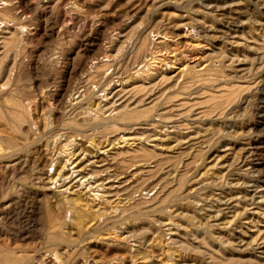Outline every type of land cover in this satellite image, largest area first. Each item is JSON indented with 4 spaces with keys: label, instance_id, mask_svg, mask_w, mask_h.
<instances>
[{
    "label": "rangeland",
    "instance_id": "374dc122",
    "mask_svg": "<svg viewBox=\"0 0 264 264\" xmlns=\"http://www.w3.org/2000/svg\"><path fill=\"white\" fill-rule=\"evenodd\" d=\"M132 263L264 264V0H0V264Z\"/></svg>",
    "mask_w": 264,
    "mask_h": 264
},
{
    "label": "bare ground",
    "instance_id": "6f19581e",
    "mask_svg": "<svg viewBox=\"0 0 264 264\" xmlns=\"http://www.w3.org/2000/svg\"><path fill=\"white\" fill-rule=\"evenodd\" d=\"M186 68V67H185ZM184 68V69H185ZM181 71V70H180ZM180 73V72H179ZM181 73H183V72H181ZM184 74V73H183ZM8 82V81H7ZM8 84V83H7ZM5 85H6V83H5ZM2 87V86H1ZM2 89V88H1ZM98 106L99 105H97V108H98ZM32 107V106H31ZM28 108H30L29 106H28ZM32 109V108H31ZM30 109V110H31ZM37 109V108H36ZM93 109V108H92ZM99 109H101L100 108V106H99ZM33 111H35V110H33ZM94 111V110H93ZM33 113V112H32ZM18 114V113H17ZM27 114V113H26ZM14 115H16V113L14 114ZM89 115L90 114H88V117H89ZM25 116V115H24ZM23 116V117H24ZM94 116V115H93ZM97 116V115H96ZM16 117V116H15ZM19 118V117H18ZM84 118V117H83ZM83 118L81 119V120H83ZM86 118V117H85ZM90 119V118H89ZM19 121V120H18ZM84 121V120H83ZM87 121V120H86ZM85 121V122H86ZM34 122V121H33ZM89 122V121H88ZM29 124H31L30 122H29ZM49 124V123H48ZM91 124V123H90ZM6 125H8V124H6ZM27 126H28V123H27ZM31 126V125H30ZM31 128V127H30ZM29 128V129H30ZM32 129V128H31ZM34 130H36V128H34ZM32 132H34V131H32ZM30 133H31V130H30ZM37 133V132H36ZM33 134V133H32ZM96 137V136H95ZM19 140V139H18ZM36 140V139H35ZM98 140V139H97ZM22 141V140H21ZM119 141H121V140H119ZM124 140L122 139V142H123ZM13 142V141H12ZM24 142V141H23ZM97 142V141H96ZM19 143V142H18ZM25 143V142H24ZM28 143V142H27ZM103 143V142H102ZM125 143V142H124ZM105 144V143H104ZM126 144V143H125ZM24 145V144H23ZM12 146V145H11ZM17 146V145H16ZM12 148V147H11ZM91 148L93 149V150H95L94 152H97L98 154L97 155H99V153L100 154H106L105 152H102L103 150H104V148L105 147H103V144H91ZM26 150V149H25ZM3 151V150H2ZM1 151V152H2ZM90 151H92V150H90ZM93 152V153H94ZM92 153V152H91ZM108 153V152H107ZM5 154V153H4ZM58 155V154H57ZM60 155V154H59ZM74 155V154H73ZM76 155V154H75ZM3 156V155H2ZM78 156V155H77ZM77 156H71L70 158H68V160L64 163V165L62 166V168L59 170V171H57L56 173H55V171H54V168H51L52 170L50 171V175H49V177H48V179H47V183H48V186H49V188H50V190L52 189V190H55V192L56 191H58L57 192V195L59 196V198L60 199H65L64 201H66L68 198H67V194L68 193H70L69 192V190H70V186H72V182H71V180H72V178L73 177H75L76 175L78 176V173H76L75 171H73V169H74V167L76 166V163H74V159H76V157ZM5 157V156H4ZM8 157V156H7ZM61 157V156H60ZM58 158H59V156H58ZM57 159V158H56ZM6 160V159H5ZM58 160V159H57ZM57 163V162H56ZM60 163V162H59ZM59 165V164H58ZM69 166H71V167H69ZM52 167V166H51ZM53 167H54V164H53ZM66 171H68L69 173V175L68 176H66ZM47 172V171H46ZM79 173L81 172V170H79L78 171ZM42 179V178H41ZM42 181V180H41ZM81 181V180H80ZM78 181L77 182V180L74 182V183H78L79 184V186H82L83 187V185H84V180L83 181ZM43 182V181H42ZM46 182V181H45ZM44 182V183H45ZM71 183L69 186L67 185V187H66V184H68V183ZM88 182V181H87ZM86 183V182H85ZM89 184V183H88ZM81 187V188H82ZM46 190H48V189H46ZM52 193V192H51ZM54 193V192H53ZM75 193V192H74ZM81 193V192H80ZM71 194H73V193H71ZM79 193H77L76 195H78ZM76 195H74V196H76ZM80 195V194H79ZM68 196H70V195H68ZM73 196V195H72ZM78 197V196H77ZM56 198V197H55ZM70 198V197H69ZM70 199H73V198H70ZM76 199V198H75ZM96 199V198H95ZM55 201H56V199H55ZM58 201V200H57ZM64 201H63V203H64ZM69 201V200H68ZM71 201V203L73 204V205H78V200H70ZM59 203H60V201H59ZM81 203H82V200H81ZM62 204V203H61ZM60 204V205H61ZM65 204V203H64ZM67 204H65V206H66ZM83 205V204H82ZM87 205H89V204H87ZM95 205V204H94ZM57 206V205H56ZM96 206H97V204H96ZM60 207V206H59ZM62 207V206H61ZM69 208V207H68ZM73 209H74V207H72ZM82 208V207H81ZM92 208V207H91ZM87 208H85V210H86ZM89 209V208H88ZM93 209V208H92ZM102 209V208H101ZM84 211V209H80L79 211ZM77 212H78V210H77ZM76 213V212H75ZM104 213V212H103ZM82 214V213H81ZM100 214V213H99ZM80 225V224H79ZM132 264H136V263H132Z\"/></svg>",
    "mask_w": 264,
    "mask_h": 264
}]
</instances>
